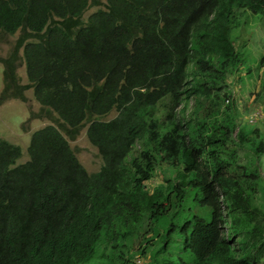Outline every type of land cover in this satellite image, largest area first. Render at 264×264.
<instances>
[{"label":"trees","instance_id":"obj_1","mask_svg":"<svg viewBox=\"0 0 264 264\" xmlns=\"http://www.w3.org/2000/svg\"><path fill=\"white\" fill-rule=\"evenodd\" d=\"M102 4L0 0V33H20L0 57V102L31 88L41 104L31 119L58 123L32 134L24 163L22 147L0 138V264H85L101 246L99 264H130L123 241L138 234L148 264L259 261L264 137L238 125L230 78L244 65L236 11L264 18V0H106L85 18ZM85 127L103 160L95 172L71 145ZM249 143L255 158L242 164L238 145ZM191 196L204 210L155 233ZM177 232L188 257H171Z\"/></svg>","mask_w":264,"mask_h":264},{"label":"rangeland","instance_id":"obj_2","mask_svg":"<svg viewBox=\"0 0 264 264\" xmlns=\"http://www.w3.org/2000/svg\"><path fill=\"white\" fill-rule=\"evenodd\" d=\"M102 5L91 7L86 13L85 18L97 10L99 7H104L106 0H101ZM236 26L233 30V37L236 41V46L242 54L244 60V65L241 66L234 76L230 79L232 80L230 84L231 92H235L234 100L236 103V108L239 113L238 125H248L251 129L257 128L259 134L264 137V63H261V59L264 57V18L261 14H255L251 10L247 9H237L236 11ZM20 36L18 32L15 35H9L0 33V57H7ZM22 56V55H21ZM21 65L18 68V74L22 84L28 83L27 68L23 59H20ZM4 87V64L0 63V96ZM26 100L8 98L4 102H0V138L6 139L14 144L20 145L23 150L21 158H19L18 163H24L30 159L28 152V146L32 134L40 129L41 127L57 122L55 120L44 117L39 119H31L34 113L41 110V104L36 100L34 96L33 89H28L25 91ZM193 103V102H192ZM192 104L190 106V109ZM260 109L262 116L256 121H251V114L256 110ZM115 113H111L108 118H111ZM252 124H250L249 122ZM87 127L83 128L80 134L73 140H71V145L76 150L81 162L90 172L98 171L103 160L100 156L98 149L92 145L88 139L86 133ZM238 130V129H237ZM237 130L235 131V137ZM259 139V136H254ZM237 156L240 159V163L246 164L248 160H253L255 158V153L253 151L252 145H238ZM258 164L260 167V175L264 178V155H262ZM158 176L148 182V186H152L161 182L163 173L158 172ZM193 194V193H192ZM191 194V195H192ZM256 202H259L264 208V194L262 190L256 191ZM194 196L188 198L184 206L180 209L179 214L173 217V213L165 215L153 222L154 232H163L166 227L172 222L183 223L185 217H192L196 211H203L204 208H200V204H195L193 200ZM193 206H195L193 208ZM205 218L211 220V209L205 207ZM228 231V229L226 228ZM142 234H138L132 240L123 241L127 244L124 247V252L128 255H135L139 253L138 243L141 240ZM171 247L169 249L171 252V257L177 259L179 255L185 254L188 257V253L183 252V236L180 232L175 234V240L170 243ZM107 247L108 250L110 249ZM129 247V248H128ZM157 247V246H156ZM103 246L100 247L102 252ZM116 251V249L114 250ZM99 253V249L96 251L94 256L85 264H99L96 262L98 258L104 257ZM110 252V251H109ZM174 252V253H173ZM181 252V253H180ZM134 257V256H133ZM144 260L148 263V257L145 256ZM107 257H104V260ZM152 259V257H151ZM149 259V262L150 260ZM101 264H119L118 260L115 262H107ZM154 264V263H153ZM253 264H264V256L259 261H255Z\"/></svg>","mask_w":264,"mask_h":264},{"label":"built area","instance_id":"obj_3","mask_svg":"<svg viewBox=\"0 0 264 264\" xmlns=\"http://www.w3.org/2000/svg\"><path fill=\"white\" fill-rule=\"evenodd\" d=\"M261 116V111L257 110L255 111L250 117H251V121L255 122L257 120L258 117ZM132 264H145L144 259L141 256H137L134 259V262Z\"/></svg>","mask_w":264,"mask_h":264},{"label":"clouds","instance_id":"obj_4","mask_svg":"<svg viewBox=\"0 0 264 264\" xmlns=\"http://www.w3.org/2000/svg\"><path fill=\"white\" fill-rule=\"evenodd\" d=\"M234 93H235V92H234ZM257 110H260V109L258 108V109H256L255 111H257ZM255 111H254V112H255ZM254 112H253V113H254ZM253 113H252V114H253ZM252 114H251V115H252ZM261 116H262V114H261ZM259 118H260V117H258L257 120H258ZM257 120H256V121H257ZM256 121H255V122H256ZM248 122H249V121H248ZM249 123L252 124L251 122H249ZM133 256H134V257H132V260H131V263H130V264H132V263L134 262V259H135L137 256H141L143 259H144V258L146 259L145 255H142L141 253H137V254H135V255H133ZM146 256H147V255H146ZM147 257H148V256H147ZM144 262H145V264H148L145 260H144ZM148 262H149V259H148Z\"/></svg>","mask_w":264,"mask_h":264}]
</instances>
